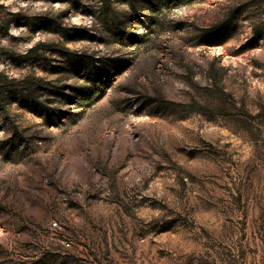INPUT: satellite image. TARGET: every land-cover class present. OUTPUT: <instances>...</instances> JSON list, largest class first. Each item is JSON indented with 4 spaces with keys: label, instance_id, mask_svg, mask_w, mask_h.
Returning <instances> with one entry per match:
<instances>
[{
    "label": "rangeland",
    "instance_id": "rangeland-1",
    "mask_svg": "<svg viewBox=\"0 0 264 264\" xmlns=\"http://www.w3.org/2000/svg\"><path fill=\"white\" fill-rule=\"evenodd\" d=\"M0 264H264V0H0Z\"/></svg>",
    "mask_w": 264,
    "mask_h": 264
},
{
    "label": "trees",
    "instance_id": "trees-1",
    "mask_svg": "<svg viewBox=\"0 0 264 264\" xmlns=\"http://www.w3.org/2000/svg\"><path fill=\"white\" fill-rule=\"evenodd\" d=\"M74 68H75V67H73L72 71H74ZM86 71H87V70H86Z\"/></svg>",
    "mask_w": 264,
    "mask_h": 264
}]
</instances>
